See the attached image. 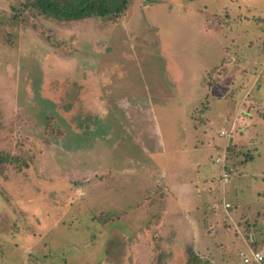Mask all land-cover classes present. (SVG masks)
Returning <instances> with one entry per match:
<instances>
[{
	"label": "rangeland",
	"instance_id": "1",
	"mask_svg": "<svg viewBox=\"0 0 264 264\" xmlns=\"http://www.w3.org/2000/svg\"><path fill=\"white\" fill-rule=\"evenodd\" d=\"M249 2L62 22L0 0V264L264 255V0Z\"/></svg>",
	"mask_w": 264,
	"mask_h": 264
},
{
	"label": "trees",
	"instance_id": "2",
	"mask_svg": "<svg viewBox=\"0 0 264 264\" xmlns=\"http://www.w3.org/2000/svg\"><path fill=\"white\" fill-rule=\"evenodd\" d=\"M35 2L44 14L53 15L62 22L78 21L93 14L101 17L114 14L118 17L128 5V0H120L114 6L102 4V0H72L66 4H60L56 0H35ZM6 161V156L0 153V165Z\"/></svg>",
	"mask_w": 264,
	"mask_h": 264
},
{
	"label": "built area",
	"instance_id": "3",
	"mask_svg": "<svg viewBox=\"0 0 264 264\" xmlns=\"http://www.w3.org/2000/svg\"><path fill=\"white\" fill-rule=\"evenodd\" d=\"M218 135L220 137H224L227 135V132L226 131H220ZM215 162L218 164H223L225 162V159L221 158V157H217L215 159ZM222 180L224 183H227L229 181V177H228L227 173H225V172L223 173ZM225 207L229 208L230 206L228 204H226ZM242 256H243V262L245 264H250L252 261L257 263V264H261L264 260V255L260 252H252L251 257H245L244 255H242Z\"/></svg>",
	"mask_w": 264,
	"mask_h": 264
},
{
	"label": "crops",
	"instance_id": "4",
	"mask_svg": "<svg viewBox=\"0 0 264 264\" xmlns=\"http://www.w3.org/2000/svg\"><path fill=\"white\" fill-rule=\"evenodd\" d=\"M249 1H250V0H241V2H242V4H243L241 7H243V9L246 10L247 12H251V11L253 10V8L249 9V4H250ZM254 1H255V0H254ZM239 7H240V6H239ZM237 17H238V16H237ZM232 19H233V18H232ZM254 20H255V18H254ZM235 118L237 119V117H234V121H233V123H235V126H236V122H235L236 119H235ZM237 120H238V119H237ZM178 179H179V178H178V176H177L176 179H174V180L178 181ZM171 180H173V178H171ZM178 185L181 186V185H180V182L178 183ZM189 190H190V192L192 191L191 189H189ZM187 209H189V208H187ZM189 210H190V209H189ZM247 217H248V216H247ZM247 217H246V219L250 218V217H248V218H247ZM231 218H232L233 220L236 219L235 217H230V219H231ZM239 219H240V218H239ZM239 219L235 220L236 223H238L237 221H239ZM234 223H235V222H234ZM238 225H239V224L236 225V226H237V227H236V230H238V229L240 230V229H241V227L238 226ZM238 234L240 235V233H238ZM252 241H254V239H252ZM196 247H197V248L199 247V242H198L197 244H194V245L192 246V250H193V252H194V249H195V251L198 253V251L196 250ZM193 248H194V249H193ZM199 250H200V251H205L206 248H205V246H204V247L202 248V250H201V249H199ZM256 251L259 252L258 250H256ZM205 252H207V250H206ZM197 253H196V255H198ZM251 253H252V252H251ZM260 253H261V251H260ZM215 260H216V259H215ZM216 261H220V260L217 259Z\"/></svg>",
	"mask_w": 264,
	"mask_h": 264
}]
</instances>
